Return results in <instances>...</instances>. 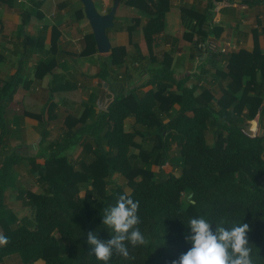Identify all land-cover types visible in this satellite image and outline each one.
<instances>
[{
    "label": "trees",
    "instance_id": "obj_1",
    "mask_svg": "<svg viewBox=\"0 0 264 264\" xmlns=\"http://www.w3.org/2000/svg\"><path fill=\"white\" fill-rule=\"evenodd\" d=\"M31 1L37 5L41 2ZM221 1L207 0L205 7L180 6L181 20L188 29L183 38L190 43L189 59L199 65L191 73L177 77L165 60L169 57L158 49L170 0H120L119 5L124 2L140 8L147 16L144 23L127 27L129 34L133 27H140L147 55L129 39L135 55L124 45H114L106 61L97 52L93 33L85 34L81 54L97 56L95 77L110 81L111 93L104 105H96L97 110L84 108L78 121L71 120L70 113H58L55 120L61 121V129L47 148L42 144L47 138L46 128L53 121L49 117L41 118L38 152L24 153L17 148L5 152L6 130L0 114V233L10 240L0 246V263L16 256L20 264H104L96 259L87 234L94 232L102 240L111 238L102 219L105 209L115 206L126 191L111 181L117 173L126 179L133 200L139 201L138 227L148 244L136 248L129 245L134 259L114 254L108 264H172L192 246L185 239L190 234L189 219L201 217L212 222L213 228L220 221L228 228L233 223H248L254 264H264V134L238 125L243 110L246 113L242 116L248 120L264 110V51L258 47L225 54L215 51L213 37L221 32V27L214 24L215 8ZM13 3L14 0H0L15 12ZM257 3L253 0L250 5ZM38 7L23 5L17 10L20 30L31 17H44ZM79 14L84 15L83 8ZM115 20L116 13L106 34L118 27ZM43 39L25 36L23 43L42 45ZM57 39L58 31L52 27L51 49L57 47ZM136 59L144 60L145 65L132 82L127 84L118 80L117 74L113 76L114 68ZM53 61L60 62L54 54L38 61L34 75L41 78L51 71ZM219 61L225 69L218 71L222 81L213 94L201 80L207 74L205 62L220 69ZM20 73L15 72L5 84L8 97ZM174 104L178 108L170 114ZM128 117L133 118L132 129L126 128ZM210 129L212 144L207 140ZM137 136L150 143L149 150L140 146L137 154L131 151L138 147ZM24 162L25 170L42 185V191L13 188L16 197L33 208L32 217L18 218L8 194L16 181L15 171ZM151 165L159 169L169 165L170 170L160 176L150 169Z\"/></svg>",
    "mask_w": 264,
    "mask_h": 264
},
{
    "label": "crops",
    "instance_id": "obj_2",
    "mask_svg": "<svg viewBox=\"0 0 264 264\" xmlns=\"http://www.w3.org/2000/svg\"><path fill=\"white\" fill-rule=\"evenodd\" d=\"M45 1L48 0H43L42 2L44 3ZM244 1L249 2V5L244 3ZM252 1L222 0L220 3H217L214 24L221 27V32L217 37H213L217 45L216 52L227 49L231 44L237 46L236 50L245 49L252 51L254 47H258L261 51H264V0H258L257 4L250 5ZM42 2L37 5L36 3H32L31 0H14L13 8L15 12L6 7L4 9L0 8V40H2L0 42L2 45H0V114L3 117L4 128L6 130L4 138L5 152L18 148L20 152L28 153V147L32 145L31 138L28 135L40 133L41 118L49 117L53 120L46 130L56 134L61 129L58 128L61 121L55 120V116L58 113L62 116L64 111H68V104L74 102L71 90H76L77 94L81 95L80 106L87 109L92 107L96 110L98 109L96 105L102 106L107 102V95L111 91L110 87H103L105 84L101 86L102 88L100 87L101 89L96 88V79L98 77H95V75L99 68L97 56L92 54L83 59V61H80V55L77 52L73 53L74 50L71 49L73 48V36L77 31V34L81 36L80 38L92 32L85 14H79L80 8H83L81 1L67 0V3L65 1L54 3L52 7L58 8L57 15L54 18L49 16V13L46 14V12L41 11ZM75 2L79 3V5L81 4V6L74 7L73 5H77ZM95 2H98L100 6V13H106L105 10L109 4L113 3V0H95ZM182 4L205 7L207 0H170V7L165 16L164 29L160 33L162 42L158 49H161L163 54L169 57L165 60L171 65V68L173 69L175 65L179 70L189 67L191 62L194 63L196 61L189 59L188 49H190V43L183 38V33L188 29L185 27L180 16L179 8ZM23 5L25 7L39 6L38 9L44 17L42 19L31 17L29 22L20 30L19 24L21 21L17 12L21 10ZM124 6L125 8L120 13H117L118 8L116 10L115 22L118 27L107 33L110 44L111 46L124 45L131 52L130 43L136 42L141 53L147 55L145 42H140V39L144 40L140 27H133L130 34L127 30L128 26L132 28L131 25L136 24V22L140 24L144 23L147 16L140 8L126 4ZM69 9L71 10L69 11ZM69 17L70 21L67 20ZM84 25H87L88 30ZM52 27H55L58 31L57 47L53 49L50 47ZM25 36L34 40L41 36L44 38L43 43L42 45L37 43L34 45L33 43L28 44V42L23 43ZM129 39L132 41L130 42ZM58 42L59 44L61 43V46H59ZM52 54L57 56L60 62L56 63L53 61L54 67L51 71L45 73L41 78L36 77L34 75V68L37 62L47 59ZM184 54L188 59H182ZM205 63L206 70H209V66L216 69L211 70V77L209 79L214 80L213 76H219L218 79H215V83L212 81L208 82L209 84L207 85L210 91H213V87L219 90V85L222 81L221 75L218 73L217 68L213 67L214 64L212 66L208 62ZM220 64L223 66L219 61L217 63L218 68ZM198 65L199 63L197 62ZM123 67L114 68L115 71L113 70L119 78L122 76L118 70L123 69ZM89 68H93L91 72H88ZM18 71L22 72L20 73L21 77L14 92L8 97L9 88L6 89L5 84ZM130 82L132 80L129 76L127 84ZM202 82L203 79L201 80ZM54 89L56 90L55 92ZM95 95L98 98L94 102L91 98L92 96L95 97ZM48 104H51V109H47ZM48 110H50L49 113ZM242 113H246V110H243ZM240 123H243L247 130H253L250 132L255 131L259 134H264V110L262 114L257 115L255 118L246 121L241 120ZM51 138L45 139L42 148L48 147ZM7 140H9V144L10 141L13 142L10 150H8L9 145L7 144ZM39 141L40 138L35 145L37 150H39ZM23 148H26L27 151H23ZM36 152L38 151H35L34 154ZM38 161L40 162L41 159H38Z\"/></svg>",
    "mask_w": 264,
    "mask_h": 264
},
{
    "label": "clouds",
    "instance_id": "obj_3",
    "mask_svg": "<svg viewBox=\"0 0 264 264\" xmlns=\"http://www.w3.org/2000/svg\"><path fill=\"white\" fill-rule=\"evenodd\" d=\"M139 201H134L130 192L120 195L115 206L105 209L102 224L110 230L111 238L102 240L94 232L87 234V243L93 246L97 260L108 264L112 256L134 259L129 251L146 246L148 240L138 225ZM190 234L185 237L191 248L172 264H254L248 239L252 230L248 223H233L231 228L224 221L215 224L205 218H190L187 223ZM10 243L7 236L0 233V246Z\"/></svg>",
    "mask_w": 264,
    "mask_h": 264
},
{
    "label": "rangeland",
    "instance_id": "obj_4",
    "mask_svg": "<svg viewBox=\"0 0 264 264\" xmlns=\"http://www.w3.org/2000/svg\"><path fill=\"white\" fill-rule=\"evenodd\" d=\"M42 1L43 0H41V2ZM59 1H65L67 3V0H48V1H45L44 3L42 2L43 4L41 5V11L42 12L43 11L46 12V14L49 13V16H52V18H54L57 15L58 8H56V7L53 8L52 5H54V3L55 4L58 3ZM75 3L77 5H73L74 7L75 6H81V4L79 5V3H77V2H75ZM94 4L96 6L97 11L100 12V6H99L98 2H95V0H94ZM111 6H112V4H109V6L107 7V9L110 8ZM0 8L1 9L2 8L4 9V6L2 4H0ZM124 8H125V6H124V2H123V3H121L118 6L117 13H120V11L123 10ZM107 9L105 10L106 13H107ZM70 10L71 9H69V11ZM0 14H1V12H0ZM0 19H1V16H0ZM69 19H70V17L67 20H69ZM67 25H65V26H67ZM84 26L87 29V25H84ZM0 31H1V21H0ZM77 33H78V31H77ZM77 33L73 36L74 37V40L72 42L73 48H71V47L70 48L74 50L73 53L74 52H77V54L80 55L79 60L80 61H83V59H85L86 57H88L90 55H83V54H81V51L84 48V40H83V38H80L81 36L79 34H77ZM1 41L2 40H0V42ZM143 41L144 40L140 39V42H143ZM58 44H59V42H58ZM59 46H61V43L59 44ZM129 53H132L131 55H135V53H133V52H129ZM107 54H104L103 57H102V59H105L107 61V58H106V55ZM158 55L160 56V54H158ZM188 57H189V55H188ZM188 57L185 56V54H184V56L182 57V59L183 58L184 59H188ZM72 58L74 59V57H72ZM197 62L196 61L194 63L191 62V64L189 65V67H185L184 69H180V70L174 65L173 66V70L175 71L177 77H181V76H183L186 73H191V71H193L194 68L197 66ZM144 65H145V61L144 60H139V59H136L135 62H132V61H129L128 63L126 62V66L123 67V69L118 70L119 73H121V76H122L118 80H120L122 82H126V81H128V78L130 76L131 80L133 81L135 79V77H137V74L140 72V70H142V68H143ZM92 69L93 68H89L88 72H91ZM224 69H225V67L222 66L220 69H217V71H219V73H221L222 70H224ZM209 70L206 71L207 74H206V76L203 79V84H205V85L209 84L208 82H210V81H212L213 83H215L216 82L215 79H218L219 78V76H213V78H215L214 80L213 79H209L211 77L210 76L211 70H216V69L211 68L209 66ZM112 74H115L116 75V72H112ZM96 80H97V85H96V88L97 89H99L101 86H103V84H105V86H103V87L108 88V85L110 84V81L108 82L109 83L108 84V83H105L100 78H98ZM55 91L56 90L54 89V92ZM60 91H62V90H60ZM71 91H72L71 96H72L74 102L73 103L71 102V103L68 104L69 107H68L67 113H70L71 114L70 115L71 120L78 121V118L82 115L83 110H84V108L79 105V101H80V99L82 97H80L81 96L80 94L79 95L77 94L76 90H71ZM212 92H213V94H216L218 92V89L216 87H213V91ZM110 93H111V91H110ZM96 96L97 95H95V97L92 96L91 100H93L95 102V100L98 98V97L96 98ZM177 108H178V106L176 104H174V107L171 110L170 114H173L176 111ZM242 115H243V113H240V116H241V118H242L243 121L248 120L247 118L243 117ZM89 120H90V118H88V121ZM79 124L80 123H78L77 125H79ZM238 125L244 127L243 123H240ZM132 126H133V118L132 117H128L127 120H126V128L127 129H132ZM138 129H140V127H138ZM249 131H253V130L250 129ZM53 135H54V133H52L51 131H48L47 139H50L51 137H53ZM28 137L31 138L30 141H31V144H32L31 146L28 147V153L32 154L35 151H38L35 145H36L37 141L40 138V133L39 134H37V133L33 134L32 133L31 135H28ZM207 140H208V142L210 144H212L213 141H214L213 131L211 129L208 130V132H207ZM136 142L138 143V147H136V148L133 147L132 150H131L134 154H137V152L139 151V147L140 146L143 149H148V150L150 149V146H151L150 143L145 142L142 139L141 136H137L136 137ZM7 144L9 145L8 146V150H10L12 148L13 142L10 141V144H9V140H7ZM173 148H174V146L172 147V149ZM17 150L19 151L18 148H17ZM23 151H27V149L26 148H23ZM174 153H175V150H173L171 152V155H174ZM136 163L138 165H142V163L140 161H138V162L136 161ZM25 169H27V164L26 163H24L22 165V167H20L17 170V172L15 171L14 177H15L16 181L14 182V185L9 190V194H8V202L13 206V208H14L17 216H18V218H20L22 216L32 217L33 216V208L30 205H26L24 203V201L20 197L19 198L16 197L17 191H15L13 188L16 187L18 189H26L27 187L31 186L30 188L35 189V192L40 193V191H42V185L40 183H37L38 181L35 180L36 178H34L33 175L28 174ZM150 169L154 170L156 172V174L160 173L159 175L162 176L165 172H167L168 170H170V166L169 165H164L162 168L159 169V167L157 165H151L150 166ZM177 172H179V169H176V173ZM25 173H27V174L25 175ZM111 181L113 183H116L118 185H121L122 187L125 188L126 191H130L129 186L126 184V179L123 176H121L120 174H117V173L113 174V176L111 177ZM33 184H35V185L32 186ZM80 194L81 195L84 194V188L83 187L80 189ZM185 197H186V193H183V198H185ZM183 205H184V203H183ZM0 264H20V261H19L18 257L11 256V257L5 259V262L0 263ZM32 264H40V263L33 262Z\"/></svg>",
    "mask_w": 264,
    "mask_h": 264
},
{
    "label": "water",
    "instance_id": "obj_5",
    "mask_svg": "<svg viewBox=\"0 0 264 264\" xmlns=\"http://www.w3.org/2000/svg\"><path fill=\"white\" fill-rule=\"evenodd\" d=\"M83 5L85 17L94 35L95 45L99 54L110 52L111 44L106 34V29L113 26V19L120 0H113L112 6L107 13L97 11L93 0H80ZM192 194L188 195L190 198Z\"/></svg>",
    "mask_w": 264,
    "mask_h": 264
},
{
    "label": "built area",
    "instance_id": "obj_6",
    "mask_svg": "<svg viewBox=\"0 0 264 264\" xmlns=\"http://www.w3.org/2000/svg\"><path fill=\"white\" fill-rule=\"evenodd\" d=\"M199 47H203V44H200ZM236 49H237V46L231 44V45H229V46L227 47V49H222V51H221V50H220V51H221V52H227V51H233V50H236Z\"/></svg>",
    "mask_w": 264,
    "mask_h": 264
}]
</instances>
